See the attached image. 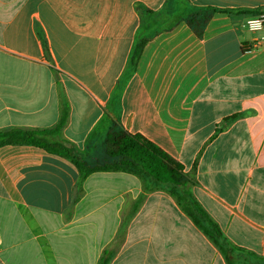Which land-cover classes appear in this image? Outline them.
Returning <instances> with one entry per match:
<instances>
[{
  "label": "crops",
  "instance_id": "obj_1",
  "mask_svg": "<svg viewBox=\"0 0 264 264\" xmlns=\"http://www.w3.org/2000/svg\"><path fill=\"white\" fill-rule=\"evenodd\" d=\"M217 9V11H211ZM264 0H0V132L54 128L88 164L115 128L184 166L229 241L264 264ZM192 22V23H191ZM142 43L129 75L135 47ZM0 146V264H230L165 189ZM259 258V260H257Z\"/></svg>",
  "mask_w": 264,
  "mask_h": 264
},
{
  "label": "trees",
  "instance_id": "obj_2",
  "mask_svg": "<svg viewBox=\"0 0 264 264\" xmlns=\"http://www.w3.org/2000/svg\"><path fill=\"white\" fill-rule=\"evenodd\" d=\"M211 11H217V9H211ZM223 11L233 14L257 15L264 9ZM142 47V43H138L135 47L128 72L129 75L134 72ZM68 116V107L65 106L58 124L52 129L45 131L27 129L1 131L0 146L6 144H29L43 147L50 153L70 159L79 168L82 180L92 173L106 171H120L145 178L149 183L147 191L157 188H163L168 191L193 223L221 251L229 263L235 251L244 253V250L234 246L229 241L220 226L197 201L192 192L194 181L190 175L185 173L184 166L180 162L141 134H131L121 128H115L108 134L106 140L107 153L111 160L103 164L89 165L70 146L50 140V136L61 132L67 123ZM150 180L153 183H150ZM99 264H109V256H104Z\"/></svg>",
  "mask_w": 264,
  "mask_h": 264
},
{
  "label": "built area",
  "instance_id": "obj_3",
  "mask_svg": "<svg viewBox=\"0 0 264 264\" xmlns=\"http://www.w3.org/2000/svg\"><path fill=\"white\" fill-rule=\"evenodd\" d=\"M241 26L251 32L261 33V36L254 41L252 45L245 48V51L253 52L259 47L264 46V11H261L257 15L248 16L242 23Z\"/></svg>",
  "mask_w": 264,
  "mask_h": 264
},
{
  "label": "rangeland",
  "instance_id": "obj_4",
  "mask_svg": "<svg viewBox=\"0 0 264 264\" xmlns=\"http://www.w3.org/2000/svg\"><path fill=\"white\" fill-rule=\"evenodd\" d=\"M108 154V153H107ZM81 159H83L82 157H81ZM111 159H107V161H105V162H108V161H110ZM105 162H102V163H97V164H103V163H105ZM89 165H95V164H89ZM150 183H153L152 182V180H150Z\"/></svg>",
  "mask_w": 264,
  "mask_h": 264
}]
</instances>
